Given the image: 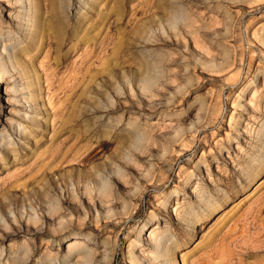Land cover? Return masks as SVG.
I'll return each mask as SVG.
<instances>
[{"label":"rangeland","instance_id":"1","mask_svg":"<svg viewBox=\"0 0 264 264\" xmlns=\"http://www.w3.org/2000/svg\"><path fill=\"white\" fill-rule=\"evenodd\" d=\"M51 1L0 0V264H264V0Z\"/></svg>","mask_w":264,"mask_h":264},{"label":"bare ground","instance_id":"2","mask_svg":"<svg viewBox=\"0 0 264 264\" xmlns=\"http://www.w3.org/2000/svg\"><path fill=\"white\" fill-rule=\"evenodd\" d=\"M31 1L33 3V10H32L33 14H32V16H33V18H35L36 24L33 27H31V28H27V27H23L22 28L19 25L16 26V27H18V31L21 33V39H22V40H19L17 38V43H16L17 45H19L21 42H23V39L25 41H27L28 44L32 45L33 43L36 42V35H39V26H38V24H39V20H40L41 4H40V0H31ZM51 3H52V6H55V1L54 0H52ZM29 14H30V12H29ZM29 14L28 13L26 14L27 15V17H26L27 19L25 20V22H27L26 25H28V26H30V15ZM0 17H1V10H0ZM10 20H11L10 22L16 21V18L13 17V18H10ZM12 50H13L12 57H13V59H16V61L18 63V66L21 68V73H23L25 77L27 76L26 78H29V80L27 79L26 81H23V83H25L24 87L27 88V90L30 91V96H32V95H38L39 96V93L37 94L38 91L35 89V86L40 85V81H37V79H36L37 71H35L36 72V74H35V72L32 69V66H31L30 58H25L24 55H19V58H18V54H17L18 51H16L13 48H12ZM25 50L26 49L24 47H21V51L22 52L25 51ZM8 53L11 54L10 51H8ZM0 67H1V69H6V66H4V64L1 63V62H0ZM22 70H23V72H22ZM39 91H41V90L39 89ZM40 104L43 105V102L41 101ZM27 108L28 109L30 108V109H33V110L30 111V113H28L26 115L25 119L32 120L33 122L36 121V118H35L36 116H35L34 112H38V111L42 110L41 107H39L38 105H33V106L29 105V106H27ZM36 114H39V113H36ZM0 125L3 126L2 127L3 130L4 129L5 130H9V131L14 133V131H15L17 125H18V122L17 123L16 122H11L12 130H10V126L11 125H10V123H8V121H5V124H0ZM17 130L18 131H16V134L18 135V133L21 132V134L19 133V136L20 135L21 136L16 142H14L12 140H10L8 142H4L6 140H4L3 137H0V165L3 168H6V166H7L6 159H7L8 155H9V157H11L13 159L12 162L18 160V154H17L18 152L16 151L17 147H23V146L29 144V138H30L28 136L29 129L27 127H20V130L19 129H17ZM4 133L7 134V132H5V131H4ZM13 133H11V134H13ZM2 136H6V135H2ZM6 143H9V145L6 144ZM13 181H14V179H13ZM19 181H16V182H18V184H19L21 182V181L20 182ZM12 182L10 183V185L11 184L15 185L16 182L15 183H12Z\"/></svg>","mask_w":264,"mask_h":264}]
</instances>
